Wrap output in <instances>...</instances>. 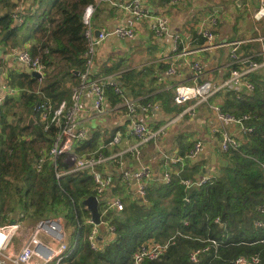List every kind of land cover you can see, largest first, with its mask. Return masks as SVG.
Masks as SVG:
<instances>
[{
    "label": "trees",
    "instance_id": "trees-1",
    "mask_svg": "<svg viewBox=\"0 0 264 264\" xmlns=\"http://www.w3.org/2000/svg\"><path fill=\"white\" fill-rule=\"evenodd\" d=\"M36 2L39 5L41 1ZM95 3L53 0L44 21L22 40L34 41L28 50L48 77L41 86L23 71L9 76L8 83L16 80L21 94L19 100L7 99L1 108L0 225L9 219L7 208L19 209L34 219L36 214L43 219L62 218L70 228V252L63 264H131L133 253L148 241L166 244L167 248L158 259L142 264H232L239 257H257L264 264V68L248 75L252 90H228L215 97L224 113L237 118L247 115L243 124L251 129L243 134L237 151L223 154L226 165L219 166L218 173L207 182L190 189L179 181L192 179V174L199 173L200 164L191 167V174L188 168L193 163L184 168L177 165L179 174L172 176L169 184L155 181L149 185L148 205L135 201L122 211H109L102 220L114 227L116 235L98 252L92 251L86 240L90 214L82 205L95 195L90 176L80 173L56 178L48 164L36 170L37 159L50 146L54 134L53 129L45 133L40 125L35 129V125L27 124L30 116L34 119L41 101L37 92L55 101L69 98L71 87L78 83L75 72L82 70L81 56L86 49L83 11ZM17 6L13 0H0V46L21 44L18 33L25 25L14 26L12 18ZM54 66L64 73L60 79L49 81ZM132 74L120 76L133 96L153 90L145 87L140 91L142 83ZM110 92L111 98L116 97ZM20 102L22 111L18 110ZM21 116L27 117L26 123ZM99 136L98 130L92 132L79 152L95 150ZM9 198L18 199L13 208ZM194 251L203 252L191 262Z\"/></svg>",
    "mask_w": 264,
    "mask_h": 264
},
{
    "label": "built area",
    "instance_id": "built-area-1",
    "mask_svg": "<svg viewBox=\"0 0 264 264\" xmlns=\"http://www.w3.org/2000/svg\"><path fill=\"white\" fill-rule=\"evenodd\" d=\"M104 0H96L94 5L87 6L82 15L84 25V38L86 49L83 52L82 70L78 72V83L71 87L68 99L55 101L42 93L37 94L41 101L37 107L38 122L43 132L48 133L51 129L54 134L51 137L50 146L43 150L35 164L36 170L40 171L46 164L51 165L56 178L64 176H75L86 173L93 183V191L98 200L100 225L95 226L89 220L91 229L86 237L89 248L98 252L104 245L113 240L115 229L102 218L106 217L109 211H122L125 202L139 201L148 205L146 193L149 185L154 179L152 168L143 162L141 148L152 139H156L166 134L167 130L175 125L182 115H178L167 121L161 128L151 131L147 124L138 117V114L147 113L152 109H158L157 101H140L136 98L128 97L121 87L118 79L121 73H111L108 75L98 73L96 67L97 52L101 44L112 36L122 39H132L135 37L133 24L144 23L147 28L157 38H168L170 51L168 58V68L165 76L174 77L176 74L175 63L178 59L184 58L199 51L216 50L222 45L216 44L214 34L205 27L203 22L196 25L195 31L205 40L206 46L199 51H189L184 39L176 32L170 30V21L167 17L152 13L144 8L147 0H129L122 4L121 10L127 17L126 25L117 26L111 29H99L97 32L92 27V17L96 7ZM257 8L252 12V20L260 22L264 20V0H256ZM177 4L179 0H171ZM13 22L16 26L24 24L20 13L12 14ZM206 22L210 25L216 24V18L209 15ZM248 41H233L226 43L229 49L228 59L231 68L228 77L217 82L211 78L207 70L199 61L190 63L192 83L176 84L174 86L173 103L176 106H184L193 103V106L185 112L191 113L194 106L205 104L214 115V119L220 124H231L238 127L240 133L245 134L251 129L243 124L248 116L234 117L224 113L220 104L210 102L218 93L228 90L245 89L252 90V85L248 82V75L258 69L264 68V60L256 62L251 58H245L237 53V49ZM241 50V49H240ZM16 62L30 72L40 75L38 84L42 85L46 78L44 66L37 58L31 56L28 48L19 50L16 56H12ZM8 73L0 72V117L1 108L5 101L15 98L21 93V89H15L8 85ZM107 90L119 100L124 109V132H116L113 137L105 141L99 138L95 150L79 152V148L90 137L99 122L111 111V105L107 96ZM90 105V109L88 108ZM219 134V145L222 154L230 151H237L240 140L229 134L224 128L215 131ZM133 139L135 142L126 146L122 153L114 150L123 139ZM202 149V142L197 139L193 142L189 152L185 156L188 161H196ZM130 159L134 163L131 168H125L123 158ZM122 160V161H121ZM119 161L120 170V192L116 193L108 202H104L107 192L115 187V177L106 172V165ZM121 161V162H120ZM182 160L173 159L170 163L183 166ZM178 172L172 174L166 172L162 176V183L169 184L172 176H177ZM212 176L188 179L181 178L179 183L185 189L198 187L207 182ZM10 219L0 225V264H63L67 258L69 250V240L65 233V223L60 217L40 219L34 222L30 228L25 227L19 219L16 223L10 224ZM106 236L101 237V233ZM108 235V237H107ZM167 245H160L153 241L142 244L132 255L131 264H142L145 261L158 259L166 250ZM205 251V250H204ZM203 251H194L190 254V261L196 262L199 254ZM232 264H260L257 257L235 259Z\"/></svg>",
    "mask_w": 264,
    "mask_h": 264
},
{
    "label": "crops",
    "instance_id": "crops-1",
    "mask_svg": "<svg viewBox=\"0 0 264 264\" xmlns=\"http://www.w3.org/2000/svg\"><path fill=\"white\" fill-rule=\"evenodd\" d=\"M28 1L31 4L26 9V4H24L25 6L21 5V8L18 0L17 2L15 1L18 5L15 8V12L20 13V17L25 21L24 25L27 23L28 26L30 23L28 26L29 34L27 35L31 36V31L44 21L45 12L50 8L53 0L48 3H45L44 0L42 9L39 8L40 5L37 4L36 0H25V2ZM128 1L104 0L100 3L96 7L91 20L93 30L97 32L99 29H111L126 25L127 17L123 14L120 6ZM257 6L256 0H179L177 4L172 3L171 0H147L144 8L152 13L167 17L170 21V30L178 33L184 39L189 51H199L206 46L205 40L195 31L196 25L203 22L205 27L214 34L216 44L222 45L224 41L226 43L248 41V43L240 47L241 54L245 58L262 62L264 60V20L254 22L251 17ZM39 9L40 12L38 13ZM209 15L215 16V25H210L206 22V18ZM93 18H95V23H93ZM13 25L16 26L17 24L13 22ZM133 29L135 37L132 39L112 36L101 44L97 52L96 67L98 73L105 75L121 73V76H125V73H133V77H136L142 83L139 85L140 91L145 87L153 89L151 92L135 97L127 90L121 76V80L120 78L118 79L128 97L136 98L142 102L161 101L158 109L138 114V117L147 124L151 131L158 130L167 121L180 114L182 115L178 122L167 130L165 135L152 139L141 148L143 162L148 164L153 170L154 179L151 184L155 181L162 182V176L166 172L172 174L178 172V164L173 165L170 163V160L173 159L182 160V168L187 163H193L191 166L189 165V174H191L190 169L193 165L200 164L199 173L192 174V179L217 174L218 168L221 166L218 162V157L222 161L224 160L220 151L219 134L215 131H220L224 128L229 134L234 135L239 140H242V134L235 125L217 122L213 113L205 104L194 106L192 114L185 112L187 108L193 106V103H187L184 106L174 105L173 92L176 84L192 83L190 63L194 61H199L211 78H214L217 82L224 81L231 70L228 59L229 49L223 45L216 50L199 51L191 54L185 57V60L178 59L175 63V76L167 77L165 76V71L169 63L167 61L170 51L169 39L165 37L157 38L142 22L133 24ZM24 36L18 37V40L21 41L19 47L11 48V42L5 46H0V48L4 49L1 56H6V61L12 59L13 62H16L12 56H16L19 50L29 48L31 44H34L31 39H25L22 43ZM242 47L246 49L243 50ZM223 48L226 49L225 58L221 57L220 50ZM1 68L6 73H8L7 70H10ZM22 70L23 68L18 69L15 73H20ZM110 93V90H107L109 103L112 107L111 111L94 129V131H99V138L105 141L110 140L116 132L123 133L125 125L124 109L116 97L112 95L113 98H111ZM170 97L172 100H169ZM212 101L220 103L218 98H213L210 102ZM88 108L90 109L89 104ZM197 139L202 142L199 158L196 161H188L185 156ZM134 142L133 139L125 138L118 146L114 147V150L122 153L126 146ZM122 160L124 162L122 168L134 166V163L132 166L130 159L126 158V156ZM118 163L119 161H116L106 165L105 173H111L116 181L115 187L107 192L105 199H103L104 202H108L121 190ZM203 169H205L204 173ZM129 201L125 202V207L131 203ZM103 233L104 231L101 233L102 238L106 236V233Z\"/></svg>",
    "mask_w": 264,
    "mask_h": 264
},
{
    "label": "rangeland",
    "instance_id": "rangeland-1",
    "mask_svg": "<svg viewBox=\"0 0 264 264\" xmlns=\"http://www.w3.org/2000/svg\"><path fill=\"white\" fill-rule=\"evenodd\" d=\"M17 2V0H13V2ZM41 2H40V6H39V8L40 9H42L43 7H44V4H43V2L44 1H42V0H40ZM18 3H19V6L22 8V6H25L24 4H26V7H25V9L26 8H29L28 6L31 4V2L30 1H28V2H25V0H19L18 1ZM22 5V6H21ZM40 9L38 10V13L40 12ZM45 9V8H44ZM31 13V12H30ZM38 19H39V16H38ZM93 23H95V18H93ZM30 25V23L28 24V26ZM28 26H27V23H26V25L24 26V28L23 27H20V29H19V36H22V35H27V34H29V29H28ZM30 31H31V28H30ZM0 39H1V37H0ZM29 49V48H28ZM220 52H221V57H223V58H225V53H226V49L225 48H223V49H221L220 50ZM1 56V55H0ZM5 58H6V56H1V58H0V66L1 67H3L4 69H10V70H7L8 71V73H9V76L10 75H13V74H15V71H17L18 69H22L21 67H20V65L19 64H17L16 62H13V60L11 59V60H8V61H6L5 60ZM23 72L25 71V68H23V70H22ZM50 71L52 72L53 71V73L52 74H49V81H52V80H57V79H60L61 77H62V75H63V73H64V69H62V68H60V67H56V66H54V70H53V67H51V69H50ZM45 72L47 73V71L45 70ZM17 74H19V73H17ZM47 76H46V78L48 77V74H46ZM13 77V76H12ZM14 77H15V75H14ZM44 82H45V80H43V82H42V85H44ZM8 85L10 86V87H12V88H15V89H20L19 88V84H18V82L16 83V80H13L12 79V81L10 82V83H8ZM41 85V86H42ZM21 94V93H20ZM20 94L18 95V96H16L15 98H10V99H16V100H19L20 99ZM23 108H24V105L20 102L19 104H18V110L19 111H22L23 110ZM21 118H22V120H23V122L24 123H26L27 122V120H26V118L27 117H23V116H21ZM28 120H29V118H28ZM34 121H35V129H37L38 128V126H39V122H38V113H35V116H34ZM8 202H9V204L12 206V208L15 206V203H17L18 202V199L17 198H9V200H8ZM131 203H129L128 205H130ZM127 205V206H128ZM11 208H7V212H6V215H7V217L10 219V218H19V217H21V218H19V221L25 226V227H27V228H30V227H32L33 226V224H34V222L35 221H37L38 219H43V218H45L44 216H42V215H39V214H36L37 215V218L36 219H34V218H32V217H30V216H28V215H25L22 211H20L19 209H16V210H10ZM9 210V211H8ZM29 212L31 213L32 212V210H29ZM6 217V218H7ZM5 223V222H4ZM4 223H2V224H4ZM64 223H65V233H66V236H67V238H68V236H69V231H70V228L67 226V224H66V222L64 221Z\"/></svg>",
    "mask_w": 264,
    "mask_h": 264
},
{
    "label": "water",
    "instance_id": "water-1",
    "mask_svg": "<svg viewBox=\"0 0 264 264\" xmlns=\"http://www.w3.org/2000/svg\"><path fill=\"white\" fill-rule=\"evenodd\" d=\"M223 45H226V42L224 41L222 43V46ZM205 49L208 48V46H204ZM4 49L3 48H0V55L3 53ZM237 53L239 55H241V50L240 48H238L237 50ZM3 69L0 68V72L2 71ZM25 73L29 74L31 77L35 78V79H39L40 78V75L36 72H30L28 69H25L24 71ZM75 74L77 75V72H75ZM28 126H32L35 124V121L33 119L32 116L29 117V120H28ZM218 162L220 163V165H226L219 157H218ZM203 173L205 172V169L202 170ZM82 205L87 209V211L89 212L90 214V221L92 224H94L95 226H99L100 225V216H99V208H98V200L95 196H90L88 198H86L84 201H82ZM10 224H14L16 223V219L15 218H11L10 221H9Z\"/></svg>",
    "mask_w": 264,
    "mask_h": 264
},
{
    "label": "bare ground",
    "instance_id": "bare-ground-1",
    "mask_svg": "<svg viewBox=\"0 0 264 264\" xmlns=\"http://www.w3.org/2000/svg\"><path fill=\"white\" fill-rule=\"evenodd\" d=\"M189 105V104H188Z\"/></svg>",
    "mask_w": 264,
    "mask_h": 264
}]
</instances>
